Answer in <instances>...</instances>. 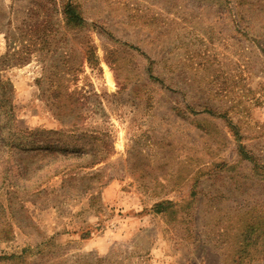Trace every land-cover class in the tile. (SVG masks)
Wrapping results in <instances>:
<instances>
[{
	"label": "rangeland",
	"instance_id": "1",
	"mask_svg": "<svg viewBox=\"0 0 264 264\" xmlns=\"http://www.w3.org/2000/svg\"><path fill=\"white\" fill-rule=\"evenodd\" d=\"M0 74V264H264V0H0Z\"/></svg>",
	"mask_w": 264,
	"mask_h": 264
},
{
	"label": "trees",
	"instance_id": "2",
	"mask_svg": "<svg viewBox=\"0 0 264 264\" xmlns=\"http://www.w3.org/2000/svg\"><path fill=\"white\" fill-rule=\"evenodd\" d=\"M64 16H65V27L67 29H75V28H79L82 27L84 22L80 17V14L77 12L76 8L74 6H72L71 4L67 5L64 8ZM30 33V36L33 35L34 37L37 36L39 38H41V40L36 41L35 43H38L39 46L38 47V52H45L46 49H50L51 44L49 43V39L51 38V34L52 31L49 30L47 31V29L44 26H38V27H32L30 28V31L28 32V34ZM23 40V39H21ZM20 40V41H21ZM41 42V43H40ZM47 50V51H48ZM29 52L31 53V49L29 50ZM10 53V52H9ZM9 53L7 55H9ZM12 55V54H11ZM18 55V53H14L13 56ZM6 57V56H5ZM93 58V53H89V55H87V60L88 61H92ZM3 62L6 63V58H3ZM23 63L22 59L17 60V64H21ZM74 71L72 69H69V74H72ZM48 73V72H47ZM14 94V89H13V85L12 83L8 80L5 79L1 74H0V114H2L4 116V119H9V120H5L6 123H10V120H13L14 117V106H13V101H12V97ZM55 98L51 104L52 107L55 108V111H57V118L59 119V121H61V123L64 125V127H68L70 125L69 121L67 119L64 118L66 110L69 108L68 103H66L65 101H60V97L57 95V93L55 92ZM69 101L73 100L72 95H69ZM53 99V98H52ZM71 104L73 105V108L76 109V105L74 104V102H71ZM59 111V112H58ZM72 128L77 127L75 123H73V125H71ZM0 130L2 131L1 127ZM71 131H62L59 133V135L63 136H67ZM54 132H49V134H52ZM34 134V133H31ZM55 134V133H54ZM39 144L41 145H32V146H23L21 143L17 146L19 148H23L21 149L23 151L24 154L27 155V157L23 160V163L26 166V163L31 162L34 160H37L35 162H42L45 160V158L47 156L52 155L51 152H57L58 154L64 156V157H69V156H77V155H81V153L84 151L83 149H79V147H69L68 145H63V143L60 144H51L49 145L46 142H40ZM58 150V151H56ZM240 155L244 160H248V161H253V158L246 152V150L244 149V147H240ZM28 167V164H27ZM175 204L172 203L171 201H165L162 203H158L155 205L154 210L157 214H161V213H167L170 214V216L175 215L177 213L176 209H175ZM254 231H251V234H253ZM11 234L12 231L11 230H7V231H0V237L3 236V239H10L11 238Z\"/></svg>",
	"mask_w": 264,
	"mask_h": 264
},
{
	"label": "bare ground",
	"instance_id": "3",
	"mask_svg": "<svg viewBox=\"0 0 264 264\" xmlns=\"http://www.w3.org/2000/svg\"><path fill=\"white\" fill-rule=\"evenodd\" d=\"M109 82L111 85H113V81H112L111 77H109Z\"/></svg>",
	"mask_w": 264,
	"mask_h": 264
}]
</instances>
